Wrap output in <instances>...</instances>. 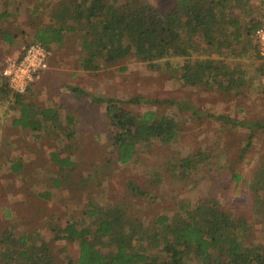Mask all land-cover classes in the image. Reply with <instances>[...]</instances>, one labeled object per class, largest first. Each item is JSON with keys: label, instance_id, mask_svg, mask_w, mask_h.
Here are the masks:
<instances>
[{"label": "trees", "instance_id": "1", "mask_svg": "<svg viewBox=\"0 0 264 264\" xmlns=\"http://www.w3.org/2000/svg\"><path fill=\"white\" fill-rule=\"evenodd\" d=\"M55 2L49 7L39 8L40 4H36L38 8L28 9L35 18L31 20V31L24 30L25 35L31 37L27 44L38 41L51 49L52 44L63 43L67 35H76L78 60L85 69L96 71L106 60L111 62L134 56L142 50L149 51L152 59L172 57L169 63L178 57H189L187 65L178 66L181 78L232 93L240 103L244 101L241 98L252 94L249 84L264 74V62L253 67L252 61L243 59V56L261 57L254 42V33L261 19L250 21L244 33L243 20L230 18L227 0H174L168 10L152 4L150 0ZM10 5H14L16 10L19 8L18 0H0V42H13L17 37L15 31L4 29L12 16ZM46 12L50 14L49 25L43 23ZM225 48L235 58L232 62L211 57L213 52L218 54ZM75 90L79 91L78 88ZM0 93H11L4 76L0 79ZM21 95L14 94L21 104L20 114L13 120L15 128L40 131L51 125L52 140L57 146L59 139H75L78 122L75 115L71 112L67 115L64 128L60 108L33 109L30 103L20 101ZM126 101L140 103L151 100L144 96L128 100L104 99L110 124L120 130L110 137L115 158L110 156L108 162L102 164L101 173H107L110 166L132 162L142 143L160 141L167 144L181 130L177 113L159 116L154 111L133 112L124 106ZM186 106L194 114L198 113L190 103ZM223 118L221 138L227 132L228 124L235 128L243 124L253 129L247 146L251 144L256 129L264 127V119L251 123L225 115ZM66 148L73 150V142ZM223 159L220 151L206 148L181 157L170 155L163 167L169 176L185 181L203 166L216 172L224 166ZM53 161L57 174L50 178V186L68 189L73 197H80L82 189L88 188L93 177L96 181L100 178L97 175L99 171L90 173L85 183L78 179V185L80 183L82 187L74 188L76 157L62 156L54 151ZM6 162L8 172L13 176L25 169V162L18 156L8 154ZM255 173L257 183L253 187L252 198L240 212L225 204L220 196L207 193L199 197L194 206L183 202L180 211L173 214L159 212L153 217H143L137 210L124 211L118 202L102 204L92 201L83 215L56 221L51 237L41 240L35 236L34 230L29 232L27 229L12 242L8 236L11 230L0 227V264H59L53 245L60 240L72 241L79 246L78 262L70 260L69 264H264V235H256L257 231H263L264 224V160ZM231 177L241 179L239 173H233ZM129 184L134 194L152 196L147 189H141L133 182ZM50 191L46 195L50 196ZM183 209L184 214L181 213ZM35 212L31 211L32 217ZM49 217L55 219V213L41 218L38 225L43 226ZM37 222L28 221L26 225L34 226Z\"/></svg>", "mask_w": 264, "mask_h": 264}, {"label": "rangeland", "instance_id": "2", "mask_svg": "<svg viewBox=\"0 0 264 264\" xmlns=\"http://www.w3.org/2000/svg\"><path fill=\"white\" fill-rule=\"evenodd\" d=\"M55 1L18 0L17 10L14 5L9 6L12 16L4 29L15 31L17 37L13 42H0V79H3L2 69L7 58L19 54L31 39L30 35L27 37L24 33V30L31 31V20L35 18L28 9H33L36 4H40L39 8L49 7ZM150 2L168 10L174 0ZM226 3L232 16L230 18L243 20L244 33L247 24L253 19L260 20L264 13V0H227ZM48 12L43 19L45 25L51 23ZM254 42L257 43L255 33ZM227 48L218 54L213 52L211 57L232 62L235 58ZM51 51L49 67L22 93L20 101L30 103L33 109L49 106L60 108L64 128L67 115L71 112L78 118L77 135L74 140L59 139L57 146L52 140L51 125L44 126L40 131L15 128L13 120L19 116L21 109L14 96L17 92L10 87V94L0 93V227L11 230L8 236L12 242L27 229L29 232L34 230L39 240L50 238L56 221L83 215L92 201L102 204L118 202L124 211L137 210L143 217H153L159 212L173 214L180 211L183 202L194 206L199 197L208 193L220 196L225 204L237 212L244 210L257 183L255 172L264 160V127L256 129L249 146L253 129L243 124L236 128L228 124L227 132L221 138L220 128L224 115L251 123L264 119L263 73L249 84L252 94L241 98L244 99L242 105L232 93L181 78L178 66L187 65L189 57L173 58V62L169 63L172 57L152 59L149 51L142 50L134 56L111 62L106 60L99 70L92 71L85 69L78 60L80 54L76 35H67L63 43L52 44ZM243 59L252 61L253 67L261 66L264 62L257 56H243ZM213 85L216 87L215 83ZM238 89L241 91L242 87ZM138 96L151 101H126L124 106L133 112L154 111L159 116L177 113L181 126L179 135L167 144L160 141L142 143L132 162L110 166L107 173H101L102 164L107 163L110 156L115 158L110 137L120 130L110 124L104 99L128 100ZM186 103L198 109V113L194 114ZM72 142L73 150L64 149ZM206 148L224 155V166L216 172L203 166L190 179L181 181L164 170L163 166L170 155L181 157ZM54 151L62 156L76 157L74 188L82 187L80 183L78 185V179L85 183L89 174L96 171L100 172L97 174L99 180L93 177L88 188L85 191L82 189L80 197H73L68 189L51 187L50 178L57 174ZM8 154L18 156L25 162V169L17 176L8 172ZM233 173H239L241 179L234 180L231 177ZM129 182L147 189L152 196L134 194ZM49 190L50 196L46 195ZM32 210L36 211L33 217ZM51 213H55L56 220L49 217L43 226L38 225L41 218ZM181 213L184 214L185 210ZM32 220L38 222L28 227L27 222ZM38 229L41 231L38 232ZM261 229L264 231V224ZM263 231H257L256 235L262 237ZM53 248L59 264H69L70 260L78 262L80 249L77 243L60 240L54 243Z\"/></svg>", "mask_w": 264, "mask_h": 264}, {"label": "built area", "instance_id": "3", "mask_svg": "<svg viewBox=\"0 0 264 264\" xmlns=\"http://www.w3.org/2000/svg\"><path fill=\"white\" fill-rule=\"evenodd\" d=\"M255 30L259 54L264 59V13ZM52 51L38 41L26 44L16 56H10L2 69L9 86L17 93H25L40 74L49 67Z\"/></svg>", "mask_w": 264, "mask_h": 264}]
</instances>
